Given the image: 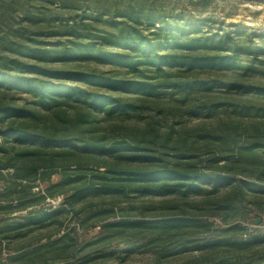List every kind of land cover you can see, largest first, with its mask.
<instances>
[{
	"label": "trees",
	"instance_id": "1",
	"mask_svg": "<svg viewBox=\"0 0 264 264\" xmlns=\"http://www.w3.org/2000/svg\"><path fill=\"white\" fill-rule=\"evenodd\" d=\"M28 6L0 7L25 25L0 35V264H264V235L236 222L264 215V39L98 34Z\"/></svg>",
	"mask_w": 264,
	"mask_h": 264
},
{
	"label": "rangeland",
	"instance_id": "2",
	"mask_svg": "<svg viewBox=\"0 0 264 264\" xmlns=\"http://www.w3.org/2000/svg\"><path fill=\"white\" fill-rule=\"evenodd\" d=\"M29 0V10L34 13L57 14L66 18L75 17L87 23L94 33L100 34V31H114L117 29L108 22L110 19L114 21H124L126 24L122 26L130 29L131 25L142 34L147 35L150 31H164L165 25H178L184 27H195L199 32L197 35L204 33L225 34L235 29H242L246 33L254 34V42L259 43L264 39V0ZM15 10L17 19H21L25 5L24 0H0ZM64 5V6H63ZM65 5H68L65 7ZM70 5V6H69ZM1 11V9H0ZM11 12V10H10ZM132 19H137L134 23ZM64 23V22H63ZM153 23V25H150ZM8 25V26H7ZM3 24L0 18V35H6L11 29H16L19 24L12 22ZM19 26H25L21 24ZM64 26V24L62 25ZM38 24L30 25L32 30L29 37L37 39L42 43H55L57 41H68L65 36H35L33 31L36 30ZM11 32V31H10ZM12 34V33H11ZM9 33V39L16 36ZM264 104L263 102H261ZM228 112V111H227ZM172 115V114H170ZM219 116H230L226 112H218L214 117L208 120L196 119L193 117H184V123L188 126H195L204 122L210 123L215 121ZM174 116H169V122L176 120ZM251 119H248V121ZM264 125V122L262 123ZM263 129V128H262ZM58 179L57 175L52 177L53 181ZM148 201V199H136L135 202ZM160 198H154L153 203L159 205ZM60 198L51 201L52 205H57ZM245 219L237 220L241 225L243 235L260 234L264 235V215L257 214L251 207L245 209ZM167 211L156 209L152 213H166ZM6 215H0V226L9 222L10 218ZM213 219V218H212ZM218 225L221 224L218 219H213ZM91 231L90 227L84 228L81 232L87 238ZM91 233H89L90 235ZM122 248L124 242H113L109 247ZM190 255V254H189ZM133 259L143 257L142 254L134 253L130 256ZM148 257V256H144ZM188 256L176 257L172 260V264H183ZM185 264V263H184Z\"/></svg>",
	"mask_w": 264,
	"mask_h": 264
}]
</instances>
